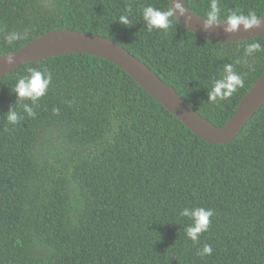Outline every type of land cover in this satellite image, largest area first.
<instances>
[{
	"label": "trees",
	"instance_id": "trees-1",
	"mask_svg": "<svg viewBox=\"0 0 264 264\" xmlns=\"http://www.w3.org/2000/svg\"><path fill=\"white\" fill-rule=\"evenodd\" d=\"M211 3L186 0L204 19ZM217 3V22L264 11V0ZM146 6L171 7L169 0H0V55L56 30L98 35L224 128L264 73V36L206 41L174 18L167 30L148 32ZM121 15L131 23L120 24ZM12 32L20 38L8 44ZM253 42L261 49L246 55ZM226 64L243 85L211 103ZM29 69L51 74L35 105L13 91ZM10 109L19 123L7 121ZM195 207L213 215L193 242L192 221L180 213ZM205 244L213 251L201 257ZM0 264H264V105L234 140L211 145L105 59L71 53L21 65L0 79Z\"/></svg>",
	"mask_w": 264,
	"mask_h": 264
},
{
	"label": "water",
	"instance_id": "water-1",
	"mask_svg": "<svg viewBox=\"0 0 264 264\" xmlns=\"http://www.w3.org/2000/svg\"><path fill=\"white\" fill-rule=\"evenodd\" d=\"M169 3L173 7L174 20L203 40L232 43L264 36V11L259 17L258 27L245 30L241 24L235 31L227 32L225 29L228 24L224 22H214L205 27L207 19L194 14L186 0H169ZM177 3L183 9L182 14L174 8ZM71 53L93 55L117 65L189 130L211 145L227 144L234 140L264 105L263 73L243 96L230 122L224 128H217L200 116L173 87L164 83L149 67L116 43L98 35L66 29L47 33L8 56L0 55V79L23 64ZM9 58L11 63L6 62Z\"/></svg>",
	"mask_w": 264,
	"mask_h": 264
},
{
	"label": "clouds",
	"instance_id": "clouds-1",
	"mask_svg": "<svg viewBox=\"0 0 264 264\" xmlns=\"http://www.w3.org/2000/svg\"><path fill=\"white\" fill-rule=\"evenodd\" d=\"M174 8L179 10L182 14L183 9L179 3L175 4ZM142 17L147 23L148 32H152L154 29L167 30L173 19V7H170L167 11H161L152 6H146L142 10ZM206 19L207 24L205 27L220 20V8L217 0H212L210 10L206 14ZM118 21L122 25H129L131 23L127 15H121ZM226 22L228 27L225 31L227 32L235 31L241 24L244 29L247 30L248 28L259 26V16L254 12H249L247 15L233 12L227 17ZM19 38L20 34L16 32H12L5 36V40L8 44H12ZM260 49L261 44L259 42L250 43L247 45L246 55H251ZM6 62L11 63V58ZM224 72L225 75L221 79L214 81L212 90L209 92L208 101L211 103L229 98L238 87L243 85L241 76L233 71L231 64L225 65ZM50 81V73L42 72L37 69H29V75L20 78L13 91L16 93L19 101L27 100L35 105L36 102L45 95ZM23 112L30 117L34 115L33 109L29 108L27 105L24 106ZM6 119L11 124H17L23 117L16 109H10L6 114ZM180 215L191 219L192 223L186 228V234L190 240L195 242L199 239L201 233L208 230L210 217L213 215V211L203 207L184 208ZM212 251L211 245L205 244L197 252V255L201 257L209 256L212 254Z\"/></svg>",
	"mask_w": 264,
	"mask_h": 264
}]
</instances>
